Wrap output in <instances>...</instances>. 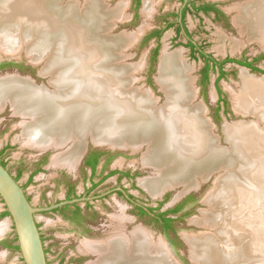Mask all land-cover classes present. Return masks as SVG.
<instances>
[{
    "label": "bare ground",
    "instance_id": "1",
    "mask_svg": "<svg viewBox=\"0 0 264 264\" xmlns=\"http://www.w3.org/2000/svg\"><path fill=\"white\" fill-rule=\"evenodd\" d=\"M0 1V56L2 52L19 55L25 45L29 57L37 61L56 46V54L43 69L52 75L54 90L16 75L0 77V107L10 103L16 114L30 118L24 123V134L34 146L62 149L55 164L74 167L90 132L100 143L133 149L147 145L143 163L158 174L140 181L152 195L180 183L185 190L177 196L195 189L199 177H209L224 161L233 169L219 178L214 193L218 202L222 205L231 197L243 208L245 199L258 200L264 191V134L245 124L226 130L231 151L219 145L203 105L195 103L191 68L180 50L170 52L164 47L162 51L158 80L167 99L160 104L147 91L127 84L129 65L114 63L122 56L117 48L124 43V35H109L108 41L99 38L106 29L96 14L103 7L101 0H92L86 12L76 4L53 7L58 0ZM238 7L236 24L264 46V0ZM153 9L152 0H144L142 11L149 15ZM236 210H230L232 215ZM251 211L238 220L230 216L227 231L222 225L199 238L186 236L194 264H264V212ZM226 217L220 211L214 220L223 222ZM117 235L86 240L83 251L99 254L96 264H179L165 242L155 240L145 229L134 230L132 237Z\"/></svg>",
    "mask_w": 264,
    "mask_h": 264
},
{
    "label": "rangeland",
    "instance_id": "2",
    "mask_svg": "<svg viewBox=\"0 0 264 264\" xmlns=\"http://www.w3.org/2000/svg\"><path fill=\"white\" fill-rule=\"evenodd\" d=\"M58 1H60L61 5L64 7L65 5L68 6L76 4L80 7V9L82 8L81 10H84V12L88 10L87 8H89L90 3L92 2V0H80V2L79 0ZM119 1H123V12H125L126 14L132 13L133 17H131L129 20L127 18L128 21L125 22L124 25H121L116 30H114L113 33L115 34H117L124 27L128 28L129 32L135 31L137 33V28L143 26V29L147 32V34L150 30L155 27H164L163 21L165 19L163 17L168 15L167 13L169 12L176 14L181 9V6L183 4L182 0H152L154 9L149 15H147L142 12L144 4L143 0L141 9H139L141 14H139V17L134 18L135 12L133 0H101L100 4L103 7L99 8V11H96V14H98L99 19L102 20V25L101 22L99 23L101 28L103 26L106 28L105 30L102 29L98 35L99 38L102 40H111V38H107L109 37L108 30L109 26L111 25L113 16L117 14L118 11H111L110 8H114ZM208 1L218 3L219 7L224 12V16H216L213 13L208 15L205 13L189 11L187 13L185 25L189 30V33L191 35L190 37H188L184 31L179 34L177 32V26L168 28L162 34L159 41H157L156 39H151L150 41L144 44H141L140 40L136 43L133 42L132 46H130V49L127 50L129 56L125 58V63L119 62V64H137L143 61V56L146 52H151L153 48L159 46L160 49L157 60L153 64H151L149 57V62L146 66L145 64H143L144 66L142 70L140 69L138 71H133L132 73H134L136 78L138 79L134 84L135 87L140 88V91L146 89L149 90L150 88H152L154 98H156L158 102L162 104L166 102L167 93L164 88V84L158 80L157 64L158 62H160L159 56L160 54H162L164 47H167V50L170 52H176L180 50L182 52L186 64L191 68L192 81L194 82V87L196 90L195 103H200L203 105L205 109V114L207 116L206 118L211 122L213 132L218 137L219 145H221L222 147H226L231 151L232 144L226 140V130H228L229 128H237L245 124L254 125L257 129L262 132V134H264V73L259 71H253L249 67L232 61L224 64V70L226 72V75L224 77H219L220 72L218 70V67L214 65V68L210 71L208 81H205L203 71L205 66V59L202 55L198 54L195 51H192L191 47L189 46V43L191 42V40L195 41L197 49L199 48V50H201L206 55H211L217 61H223L226 58L246 61H253L254 59H257L254 62V65L263 70L264 46L263 44H261V42H259V40L251 36L249 32H242L240 26H238V24H236L234 20L235 16H237L238 13V6L243 7L250 0H202V2ZM58 4L59 3L54 4L53 7H55V5H57V7H61ZM167 19L176 20L177 18H175L174 16H169V18ZM105 21L107 23H105ZM135 35L137 37V34ZM22 46L24 48L21 50V54L10 55H12L13 57L15 56L14 58L20 60V62L22 61L26 64H29L30 57H28L26 53L25 45ZM55 48L56 46L55 44H53L50 49L46 52V55L48 54V64L51 62L57 52L55 51ZM7 56L8 53L2 52V55L0 57L6 58ZM119 60H121V58ZM13 73L14 72H7L8 75H11ZM7 74L6 72L0 74V77H6L8 76ZM30 74L31 73L29 71L23 73L24 76H31L33 79H36L38 84L44 82L45 80L40 76L34 77ZM156 75L157 81L160 85H157L155 83L154 77ZM147 92L152 95L151 92ZM1 109L2 108L0 107V122L5 121L8 125L6 127V131L0 135V146L6 141L13 143V148L9 153L10 164L8 166L9 168H11L14 174H17V169L13 167L14 163L19 162L20 160L25 161L26 163H34L33 161L38 159L43 151L40 152L38 148H36L37 146H34L30 142L28 136L24 134V123L27 122L26 120L29 121L30 118L25 116L23 117L21 114L16 115L14 108V111L11 108L7 110ZM1 111L3 112L1 113ZM88 133L89 134H87L88 138L86 136V141L88 140V144L92 147H95L92 143V140L95 143L97 141H95L93 135L90 134V132ZM101 146L102 148L111 149L114 152V156L112 158L110 166L114 167L116 170H127L132 174L131 179L124 178L122 183L126 184V186L135 195V197L137 198V202L144 206L157 207L158 203L160 201H163L164 204L162 205V209L168 210L173 208L176 204L180 203L183 199L190 195V193H196L197 195L202 194V196H204V201L209 205L202 204L200 202L202 198H198L196 201L192 200L190 202V205L193 204L191 207L189 206V204L186 205L183 211L178 214L179 216L178 221L176 222V227L180 238L182 236L185 237V235H192L194 236V238H199L203 236V234L206 235V232H208L207 234H212L215 231H218V227H221L222 225L223 231H227L228 225L230 223V216H233L236 220H238V218H241L243 216L242 214H244V212L246 211L252 210V213H256L257 211H261V213L264 212L263 189L259 193L258 200L254 199V196L252 197L253 199H245L246 203L244 204L243 208L241 207V204L236 205V202L234 203L235 200H233L231 197L230 199L228 198V202L223 203L221 205L214 195L216 191L215 188H217L218 185L214 186V189L207 192V190L211 187L212 184H210V182L209 184L205 185V183L203 182L208 179L211 175L203 180L199 177L198 179L200 181V184L199 186L197 185L198 187L196 186L195 188L198 189L184 194V196L181 198L179 197L177 199V195L183 189L184 185L182 183L175 185V188H168L169 190H167L161 196L152 195L141 184L140 181L141 179L155 177L158 174V170L156 168L150 165L146 166V164L143 163L142 159L144 154L147 152V145H143L137 149L122 146L120 148H111L110 144ZM61 150L62 149L58 150L55 157L58 153L61 152ZM55 157L51 158V162L53 161V165H47L48 170H46L45 172L38 173L35 177V181L27 183L29 177V173L27 170L19 179L20 183L25 186L26 191L31 197L32 202L38 208H44L46 207V205L55 203L65 194L64 184L59 182V185L56 186V183L53 179L57 175V168L61 167L60 164H55ZM80 157L81 154L78 158V161ZM77 162L74 165L75 167L77 165ZM229 166L230 164L222 161V163H220L214 171H217L218 169L219 171H222V168H225L226 171L222 174V176H225L228 171L233 169ZM111 180H114L115 186L116 176L110 178L108 181ZM108 181L107 183L110 186L112 182ZM87 182L90 183L89 180ZM81 184L82 181H80L79 185ZM101 187L102 186H100L99 188ZM1 202L2 201L0 200V214L4 210V206ZM107 202H109L108 210L103 209V207L101 206V201H94V204H96L97 207L99 206V208L103 210L104 214H101L102 217H104V219L109 218L110 220L116 218L115 216H112V214H119L120 209L122 207H126L128 209L131 208L132 210L135 206L134 204L128 203L127 201L123 200V198L118 197L115 193H112L108 197ZM255 203H257L256 206ZM240 208H242L241 212ZM236 209H239L238 212L232 215L231 212L237 211ZM220 211L226 212L227 217L226 219H224L223 222L227 223V227L221 221V219L217 220V223L214 220V216ZM105 213H108V216H106ZM238 213L241 214L239 215ZM131 215L134 214L131 213ZM262 217L264 218V213L262 214ZM36 218L38 221V225L42 231L45 247H48V245L52 243L50 246L51 250L47 252L49 264H58L59 259L62 256H64L65 259L67 258L66 261H72L71 264H80L81 262L83 264H96L95 262L99 259L100 255L97 259H95V261H93L91 256L87 259L79 261L80 253H82L81 250L83 249L82 245L84 244L83 236L80 235V232L78 230H74L71 225L65 224V222L61 220V216L58 212L51 213L44 212L43 210H41L36 213ZM207 218L212 219V221L208 220ZM98 220V222H101V216L100 218H98ZM200 220H202L204 223H200ZM241 221L242 219L240 220V223ZM141 223L145 222L141 220L131 222V224L133 225ZM145 224L148 228L151 229V226L154 225L155 222L148 219ZM0 225V264H24L19 253L2 245V241L4 239H10L14 236V226L11 221V218L9 216H0ZM117 225L118 223L115 224V226ZM218 235L220 236V238H223L225 234L223 236L221 234ZM155 240L158 241L159 239ZM177 250L178 255L183 261V264H191L188 258L189 250L187 245L178 244ZM193 253V249L191 248V258H193Z\"/></svg>",
    "mask_w": 264,
    "mask_h": 264
},
{
    "label": "flooded vegetation",
    "instance_id": "3",
    "mask_svg": "<svg viewBox=\"0 0 264 264\" xmlns=\"http://www.w3.org/2000/svg\"><path fill=\"white\" fill-rule=\"evenodd\" d=\"M182 2L184 3V0H182ZM133 4H134V12H135L134 18H137L139 17V14H141L139 9H141L143 0H140V3H138L137 0H133ZM206 4H209V5L213 4L214 7L220 11V13H218L217 10H211L210 12H204L202 10L199 11L197 9L199 6L206 5ZM181 9H182V6H181ZM181 9L176 14L170 13V12L167 13L168 15L163 17L165 19L163 21L164 27L158 26L150 30L149 33L142 38L141 44H144L145 38L150 33L154 32L155 30H164L165 32L167 30V25L171 22L175 23V25L172 27L177 26L178 28V26H181L182 31H183V28H185V30L187 31L185 34L188 37H190L191 35L189 33V30L187 29L185 25V20L187 17V13L189 11L205 13L208 15L213 13L216 16H224V12L219 7V4L214 3V2H209V1L202 2V0H189L186 6L184 7V9L183 10ZM169 16H174L177 19L168 20L167 18H169ZM151 39H156L157 41L160 40L157 36H154ZM191 41L192 43H194L193 40ZM194 44L196 45V43ZM155 48H153L150 52V63L151 64H152V56H153ZM191 49L192 51H194L193 48ZM195 49L199 52H202L201 50H199V48L197 49V46ZM218 62H221V61H218ZM214 65L217 66L219 70V64L218 65L213 64V67L211 69L214 68ZM27 71L31 73L30 75L34 77H38L36 67H33L32 65L26 64L22 61L16 62V61L8 60V61H4L0 63V74H3L5 72L6 74L7 72L8 73L14 72L11 75L24 76L23 73ZM28 77H31V76H28ZM9 108L13 110L10 104H6V106L3 107L1 110H5V109L7 110ZM2 112L3 111H1V113ZM7 125L8 124L5 121L0 122V135L6 131ZM12 148H13V143L9 141L2 143V145L0 146V162L2 164L4 163V165L8 167L10 172L14 175V177L17 180H19L20 177L23 175V173L27 170L29 173L27 183H31L35 181L36 180L35 177L38 173L45 172L46 170H48L47 165L48 166L49 164L53 165L52 164L53 161L51 162L52 156L55 153H57L58 150L61 149V148H56L54 146H48L47 149L41 153L40 157L36 159L35 161H33L34 163L32 162L26 163L25 161H22V160L14 163L13 167L17 169V174H14L11 168H9L8 166L10 164L9 163L10 162L9 153ZM113 154L114 152L111 149L99 148L97 146L92 147L88 144L83 158L77 162L76 167L75 166L68 167L67 165L58 167L57 175L53 179L56 183V186L59 185V182L64 184L65 194L58 201H56L55 203L46 205V207H50L60 202L67 201V200H75V199H80V200L75 201L73 203H65L62 206L55 207L53 209H46L43 211L51 212V213L58 212L61 216V220L64 221L65 224L71 225L74 230H78L80 232V235L83 236V242L84 240H91V241L92 240H95V241L107 240L111 238L112 236H115V235L118 236L117 234L119 232L125 233V235L127 236H131L134 230L140 228V229H145L146 231L151 232V234H153L155 239H159L162 237L163 234H165L169 240V243L173 247L174 251L178 254L177 245L184 244L177 232L176 222L178 221V216H179L178 214L181 211H183L186 205L189 204V206L191 207L193 204L190 205V202L192 200L196 201L199 198V195H197L196 193H190V195H188L180 203L176 204L173 208L168 209V210L162 209V205L164 204L163 201H160L157 207L144 206L137 202V198L135 197V195L126 186V184L122 183L124 178L131 179L132 174L127 170H123V169L116 170L114 167L110 166L112 158L114 156ZM93 159L97 160L95 166H93L91 162ZM20 171L22 173L19 175ZM115 176H116V181H115L116 185L114 186V180H111V181H108V180ZM88 180L90 181V183L87 182ZM80 181H82L81 185H79ZM107 181L112 182V184L109 186ZM22 186L25 188L24 185ZM100 186L102 187L99 188ZM25 191H26V188H25ZM112 193L117 194L118 197L123 198V200L127 201L128 203L135 205L132 210L131 208L128 209L126 207H122L120 209L119 214L118 213L112 214V216L116 217L114 220H116L117 222L114 221L113 219L110 220L109 218L104 219V217H102V215L104 214L103 210H101L99 206L97 207V205L94 204V201H101V206L103 207V209L108 210L109 202H107V199ZM28 198L31 200V197L29 195H28ZM179 205L180 207H178ZM131 213H133L134 215H131ZM107 214L105 213L106 216H108ZM100 216H101V222H98L99 221L98 218H100ZM168 218L172 219L171 224L166 223V219ZM148 219L155 222V224L151 226V229L148 228L147 225L145 224ZM136 220H141V221H144L145 223L136 224V225L131 224V222L136 221ZM115 222L118 223L117 226H115L116 224ZM51 244L52 243H50L48 247L47 246L45 247L46 252L51 250L50 248ZM90 256L93 259V261H95V259L98 258L99 254L94 253V254L89 255L88 253L82 252L80 253V258H79L80 260L79 259L77 260L82 261L84 259H87ZM66 260L67 258L65 259V257L62 256L60 257L58 264H68V263L71 264L72 263V261L69 262L70 260L68 261ZM80 264H83V263L81 262Z\"/></svg>",
    "mask_w": 264,
    "mask_h": 264
},
{
    "label": "water",
    "instance_id": "4",
    "mask_svg": "<svg viewBox=\"0 0 264 264\" xmlns=\"http://www.w3.org/2000/svg\"><path fill=\"white\" fill-rule=\"evenodd\" d=\"M188 1L189 0H184V3L182 5L181 10L184 9V7L188 3ZM57 2L60 3V1H57ZM79 2H80V0H79ZM122 3H123V1H119L117 3V5H115L114 8H110L111 11L117 10L118 13L116 15H114L112 18V22H111V25L109 26V30H108V35H112L115 37L119 36V35H124V43L121 44L122 45L121 47L117 48L118 53H121V55H122L120 57L121 60L116 58L114 60L115 61L114 63H116V64H118L119 62L125 63V61H124L125 58L127 56H129V53H127V50L130 49V46H132L133 42L136 43L139 40L141 41L143 36L145 34H147V32L143 29V26H140L139 28H137L138 29L137 33L135 31L129 32L128 28H125V27L122 28L117 34L113 33V31L116 30L119 26L124 25L125 22H127L131 17H133L132 13L126 14L125 12H123ZM65 6H67V5H65ZM127 18H128V20H127ZM183 31L186 33L185 28H183ZM135 34H137V37ZM193 42L195 43V41H193ZM149 52L150 51L146 52L145 55L143 56V61H141L137 64L126 63L127 65H129L128 77L130 78V80L128 81L127 84L130 87H133L135 89H140V88L135 87V85H134L138 79L136 78L135 74L132 72L138 71L140 69L142 70V68L144 66L143 64H145V66L147 65V63L149 62V57H150ZM47 55H46V57L39 59L37 61L32 60L31 58L29 59V64L32 65L33 67L37 68V74H38V76L45 79L44 82L38 84L37 81L35 79H32L31 77L20 76V75H19V77L20 78H28V79L33 81L34 85H39V86L43 87L44 89H48V90L53 89L54 90L55 89L54 82L51 83V81H50V79L52 78V75L50 73L43 72L45 64L48 60ZM14 57L12 55L7 56L6 58L0 57V63L4 62L6 60L20 62V60L15 59ZM28 57H29V55H28ZM160 57H161V54L159 56V61H160ZM158 64H159V62H158ZM158 64H157V74H158ZM154 80H155V83L157 85H160L157 81V75L154 77ZM143 91H149L154 96V94L152 92V88H150L149 90L146 89ZM27 119H29V118H27ZM87 138H88V136H87ZM92 143L94 146H97L99 148H102L101 145H109V144H105V143H95V142H93V140H92ZM87 146H88V140L86 141L85 149L82 152L80 159L83 158L85 151L87 149ZM110 147L111 148H118V147L120 148L121 146H111L110 145ZM36 148H38V150L40 152L47 149V147H43V148L36 147ZM55 155H56V153L52 157H55ZM223 169L224 168H222V171H219V169L217 171H214L208 179L203 181L205 183V185L209 184L210 182H211L210 184H212L211 187L207 190V192L212 190L214 188V186H216L218 184L219 178L224 173ZM201 185H202V183H201ZM175 187H171V188H175ZM169 189H166L159 196L163 195ZM197 189L190 188V189L182 192V194L179 195L177 197V199L179 197L180 198L183 197L184 194L191 192L193 190H197ZM203 197L204 196H202V194H199V198H202L200 200V202L202 204L209 205L208 203H206L204 201ZM0 200L3 201L1 203L4 206V209H6L10 213L9 217L11 218V221H12L13 226H14L13 230H14V233L17 237V244L19 245V248H20L19 255L22 258L23 263L24 264H49L46 249H45V244H44V240H43V236H42V231L38 225L36 213L38 211H41V210L53 209L55 207L62 206L65 203H73V202L78 201L80 199L67 200V201L55 204L53 206H50V207L38 208L28 198V195L25 191V188L22 186L20 181L14 177V175L10 172L8 167H6L4 164H2L0 162ZM159 239H161L163 242H165V244L168 246L170 252L173 254L174 258L180 264H183V261L181 260L180 256L174 251V249L171 246V244L169 243V240L166 237V235L163 234L162 237ZM181 239H182L183 243L186 244L188 247L189 261L191 262V264H194V262L191 258V244H190V242L188 241L186 235H185V237L182 236Z\"/></svg>",
    "mask_w": 264,
    "mask_h": 264
},
{
    "label": "trees",
    "instance_id": "5",
    "mask_svg": "<svg viewBox=\"0 0 264 264\" xmlns=\"http://www.w3.org/2000/svg\"><path fill=\"white\" fill-rule=\"evenodd\" d=\"M137 1H138V3H140V0H137ZM187 9H188V7H187ZM187 9H186V10H187ZM197 9H198L199 11L202 10V11H204V12H210L211 10H217V9L214 7L213 4H211V5H209V4L202 5V6H199ZM217 11H218V13H220L219 10H217ZM174 25H175L174 22L169 23V24L167 25V29L170 28V27H172V26H174ZM177 31H178V33H181V31H182V27H181V26H178ZM163 32H164V30H155L154 32L150 33V34L145 38L144 43H147V42H148L152 37H154V36H157V37L160 39L161 36H162V34H163ZM186 32H187V31H186ZM189 46H190L191 48H193L195 52H197V53H199L200 55H202V56L204 57V59H205L206 64H205L204 69H203V71H204V79H205V81H208V79H209L210 70H211V68L213 67V64H217V65L219 64V72H220V76H219V77L222 78V77H224V76L226 75V72H225V70H224V64H226L227 62H232V61L237 62V63H239V64H241V65H244V66H246V67H249V68L252 69L253 71H259V72L264 73V70H263V69H260V68H258V67H256V66L254 65V62H255L257 59H254L253 61H246V60H237V59H232V58H226V59H224L223 61L218 62V61H216L211 55H205V54H203L202 52L197 51V50L195 49V48H196V45H195L194 43H192V41L189 43ZM159 49H160L159 46H157V47L155 48V50H154V53H153V56H152V64H153V63L157 60V58H158V55H159ZM96 161H97L96 159H93V160L91 161L92 164H93V166L96 165ZM3 164H4V163H3ZM21 173H22V172L20 171V172H19V175H20ZM2 202H3V201H2ZM178 207H180V205H179ZM177 209H178V208H177ZM9 215H10V213H9L6 209H4V210L1 212V214H0L1 217H5V216H9ZM171 221H172V219H170V218L166 219V223H167V224H171ZM2 245H3L4 247H6V248H9V249H11V250L17 252V253H20V248H19V245L17 244V237H16L15 233H14L13 238H10V239H4V240L2 241Z\"/></svg>",
    "mask_w": 264,
    "mask_h": 264
},
{
    "label": "crops",
    "instance_id": "6",
    "mask_svg": "<svg viewBox=\"0 0 264 264\" xmlns=\"http://www.w3.org/2000/svg\"><path fill=\"white\" fill-rule=\"evenodd\" d=\"M58 165V164H57ZM61 166H63V165H61ZM65 166V165H64ZM69 167V166H68ZM86 241V240H85ZM82 252H85V251H83V249L81 250ZM47 253V252H46ZM85 253H88L89 255L90 254H94V252H85Z\"/></svg>",
    "mask_w": 264,
    "mask_h": 264
}]
</instances>
